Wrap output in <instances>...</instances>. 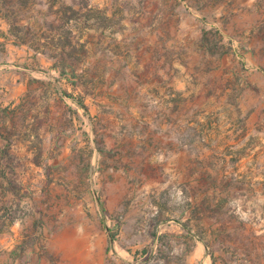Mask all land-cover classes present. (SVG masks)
Segmentation results:
<instances>
[{
  "label": "rangeland",
  "instance_id": "rangeland-1",
  "mask_svg": "<svg viewBox=\"0 0 264 264\" xmlns=\"http://www.w3.org/2000/svg\"><path fill=\"white\" fill-rule=\"evenodd\" d=\"M0 264H264V0H0Z\"/></svg>",
  "mask_w": 264,
  "mask_h": 264
},
{
  "label": "trees",
  "instance_id": "trees-1",
  "mask_svg": "<svg viewBox=\"0 0 264 264\" xmlns=\"http://www.w3.org/2000/svg\"><path fill=\"white\" fill-rule=\"evenodd\" d=\"M5 182H6L5 188L9 190L11 193H13L14 195L17 194V191L15 189V186L13 185L12 180L9 178H5ZM14 222H15V219L11 220V222L9 223V226H11Z\"/></svg>",
  "mask_w": 264,
  "mask_h": 264
}]
</instances>
